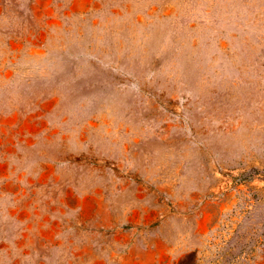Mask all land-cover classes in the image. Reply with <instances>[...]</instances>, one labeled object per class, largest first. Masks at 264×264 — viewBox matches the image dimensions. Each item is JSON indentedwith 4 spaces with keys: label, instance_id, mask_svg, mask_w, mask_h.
<instances>
[{
    "label": "rangeland",
    "instance_id": "rangeland-1",
    "mask_svg": "<svg viewBox=\"0 0 264 264\" xmlns=\"http://www.w3.org/2000/svg\"><path fill=\"white\" fill-rule=\"evenodd\" d=\"M0 264H264V0H0Z\"/></svg>",
    "mask_w": 264,
    "mask_h": 264
}]
</instances>
